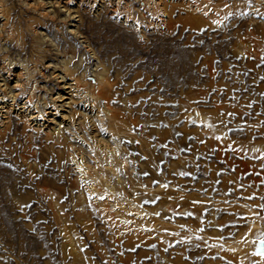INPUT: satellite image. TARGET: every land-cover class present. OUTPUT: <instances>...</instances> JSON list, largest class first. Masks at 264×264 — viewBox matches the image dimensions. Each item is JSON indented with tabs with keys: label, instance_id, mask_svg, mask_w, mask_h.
Returning a JSON list of instances; mask_svg holds the SVG:
<instances>
[{
	"label": "rangeland",
	"instance_id": "rangeland-1",
	"mask_svg": "<svg viewBox=\"0 0 264 264\" xmlns=\"http://www.w3.org/2000/svg\"><path fill=\"white\" fill-rule=\"evenodd\" d=\"M263 241L264 0H0V264Z\"/></svg>",
	"mask_w": 264,
	"mask_h": 264
},
{
	"label": "bare ground",
	"instance_id": "bare-ground-1",
	"mask_svg": "<svg viewBox=\"0 0 264 264\" xmlns=\"http://www.w3.org/2000/svg\"><path fill=\"white\" fill-rule=\"evenodd\" d=\"M259 251H261L262 253H264V241L263 242H260V249H259Z\"/></svg>",
	"mask_w": 264,
	"mask_h": 264
}]
</instances>
